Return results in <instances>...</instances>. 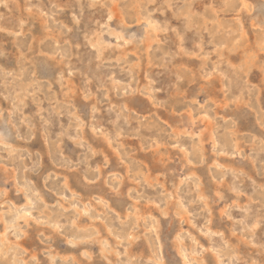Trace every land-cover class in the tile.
<instances>
[{
  "label": "rangeland",
  "instance_id": "374dc122",
  "mask_svg": "<svg viewBox=\"0 0 264 264\" xmlns=\"http://www.w3.org/2000/svg\"><path fill=\"white\" fill-rule=\"evenodd\" d=\"M191 263L264 264V0H0V264Z\"/></svg>",
  "mask_w": 264,
  "mask_h": 264
},
{
  "label": "bare ground",
  "instance_id": "6f19581e",
  "mask_svg": "<svg viewBox=\"0 0 264 264\" xmlns=\"http://www.w3.org/2000/svg\"><path fill=\"white\" fill-rule=\"evenodd\" d=\"M245 4V3H244ZM246 5V4H245ZM136 24V23H135ZM244 32V31H243ZM115 33V32H114ZM102 38V37H101ZM130 52V51H129ZM44 53V52H43ZM83 96H85V95H83ZM85 99H86V97H85ZM160 108V107H159ZM92 109V108H91ZM162 109V108H161ZM189 113V112H188ZM215 115V114H214ZM81 120V119H80ZM211 131V130H210ZM194 136V135H193ZM79 138V137H78ZM203 143V142H202ZM238 153V152H237ZM231 169V168H230ZM170 172V171H169ZM6 173V172H5ZM85 182V181H84ZM89 183V182H88ZM99 188V187H98ZM18 190V189H17ZM20 190V189H19ZM74 193V192H73ZM104 193V192H103ZM24 195V194H23ZM103 196V195H102ZM102 211V210H101ZM163 213V212H162ZM87 227V226H86ZM17 228V227H16ZM21 229V228H20ZM106 229V228H105ZM27 231V230H26ZM115 233V232H114ZM222 233V232H221ZM82 238V237H81ZM92 238V237H91ZM67 240V239H66ZM146 240V239H145ZM3 241V240H2ZM13 245V244H12ZM8 250V249H7ZM6 250V251H7ZM227 250V249H226ZM15 251V250H14ZM91 254V253H90ZM224 254V253H223ZM222 254V255H223ZM236 254V253H235ZM52 256V255H51ZM55 256V255H54ZM64 256V255H63ZM104 256V255H103ZM229 256H230V254H229ZM4 257V256H3ZM53 259V258H52ZM186 259V258H185ZM231 259V258H230ZM192 264V263H191Z\"/></svg>",
  "mask_w": 264,
  "mask_h": 264
}]
</instances>
